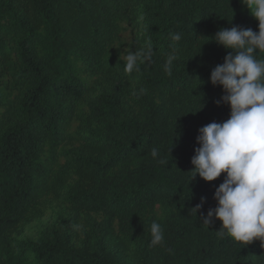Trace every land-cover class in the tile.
Here are the masks:
<instances>
[{
  "label": "trees",
  "instance_id": "1",
  "mask_svg": "<svg viewBox=\"0 0 264 264\" xmlns=\"http://www.w3.org/2000/svg\"><path fill=\"white\" fill-rule=\"evenodd\" d=\"M233 25L259 30L240 0H0V264H264L191 210L225 175L188 171L198 129L230 115L210 83L230 50L206 37Z\"/></svg>",
  "mask_w": 264,
  "mask_h": 264
},
{
  "label": "clouds",
  "instance_id": "2",
  "mask_svg": "<svg viewBox=\"0 0 264 264\" xmlns=\"http://www.w3.org/2000/svg\"><path fill=\"white\" fill-rule=\"evenodd\" d=\"M241 2L258 21V32L233 25L206 37V43L213 42L230 50L223 63L210 74V83L220 86L223 92L215 103L226 104L230 115L226 121L211 122L198 129L199 146L191 158L189 183L197 175L206 182L216 180L222 173L225 175L214 191L216 206L205 215L201 211L206 202L202 197L191 210L196 215L199 212L207 226L214 219L221 221L218 236L227 235L243 245L259 240L264 247V55H261L264 53V0ZM170 35L174 42L182 39L180 34ZM179 52V45L174 43L167 57V70L179 58ZM152 53L150 41L140 50H129L124 70L138 72L140 64L150 59ZM203 107L202 104L200 109ZM158 154V149L151 150L153 157ZM158 162L167 163L164 159ZM150 236V247L163 242L164 230L160 223H151Z\"/></svg>",
  "mask_w": 264,
  "mask_h": 264
},
{
  "label": "rangeland",
  "instance_id": "3",
  "mask_svg": "<svg viewBox=\"0 0 264 264\" xmlns=\"http://www.w3.org/2000/svg\"><path fill=\"white\" fill-rule=\"evenodd\" d=\"M241 5L245 6L244 4H242L241 0H240ZM51 222V218L49 215L43 217L42 219H40L39 221L36 222H32L31 224H29L26 227L25 233L22 236L23 239L26 238H35L37 233L39 231H41L44 227H46L49 223ZM221 222L219 220H213V223L210 224L211 226L217 228V229H221Z\"/></svg>",
  "mask_w": 264,
  "mask_h": 264
}]
</instances>
